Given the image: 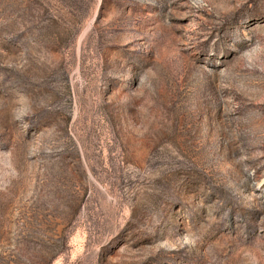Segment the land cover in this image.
I'll list each match as a JSON object with an SVG mask.
<instances>
[{"label":"rangeland","instance_id":"374dc122","mask_svg":"<svg viewBox=\"0 0 264 264\" xmlns=\"http://www.w3.org/2000/svg\"><path fill=\"white\" fill-rule=\"evenodd\" d=\"M0 264H264V0H0Z\"/></svg>","mask_w":264,"mask_h":264}]
</instances>
